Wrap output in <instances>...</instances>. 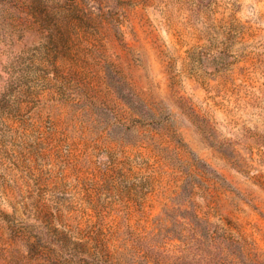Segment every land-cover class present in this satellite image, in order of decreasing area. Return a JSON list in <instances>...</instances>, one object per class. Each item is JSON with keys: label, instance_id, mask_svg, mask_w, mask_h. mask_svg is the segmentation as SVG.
Returning a JSON list of instances; mask_svg holds the SVG:
<instances>
[{"label": "rangeland", "instance_id": "rangeland-1", "mask_svg": "<svg viewBox=\"0 0 264 264\" xmlns=\"http://www.w3.org/2000/svg\"><path fill=\"white\" fill-rule=\"evenodd\" d=\"M196 214L264 264V0H0V264H198Z\"/></svg>", "mask_w": 264, "mask_h": 264}, {"label": "trees", "instance_id": "trees-1", "mask_svg": "<svg viewBox=\"0 0 264 264\" xmlns=\"http://www.w3.org/2000/svg\"><path fill=\"white\" fill-rule=\"evenodd\" d=\"M199 252L198 264H259L251 254L226 228L212 224L209 219L196 214Z\"/></svg>", "mask_w": 264, "mask_h": 264}]
</instances>
